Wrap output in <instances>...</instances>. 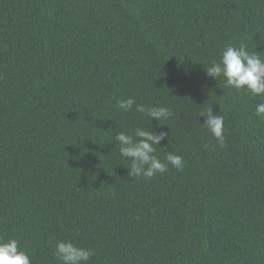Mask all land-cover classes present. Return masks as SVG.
<instances>
[{"label": "trees", "instance_id": "1", "mask_svg": "<svg viewBox=\"0 0 264 264\" xmlns=\"http://www.w3.org/2000/svg\"><path fill=\"white\" fill-rule=\"evenodd\" d=\"M228 44L264 58V0H0V237L33 264L69 239L88 264H264V96L206 74ZM137 127L183 169L130 177Z\"/></svg>", "mask_w": 264, "mask_h": 264}, {"label": "clouds", "instance_id": "2", "mask_svg": "<svg viewBox=\"0 0 264 264\" xmlns=\"http://www.w3.org/2000/svg\"><path fill=\"white\" fill-rule=\"evenodd\" d=\"M205 71L210 78H223L225 87L244 89L252 96H264V58L257 52L248 51L244 46L237 48L232 44L226 45L220 61H212ZM117 106L123 112L134 110L150 121L154 118L159 125H162L160 121H166L172 115L168 107L136 103L131 96L119 100ZM256 115L264 118V103L257 104ZM199 116L204 118L203 123L223 147L225 142L223 116L213 112L211 106L201 111ZM166 137L168 133L165 131L153 132L149 128L141 127L135 128L131 134L126 132L116 134L115 141L119 144L120 155L131 159L128 167L130 177L151 179L157 173L163 174L168 171L169 164L178 170L183 169L182 156L169 152L165 154L164 162L155 154L156 146ZM53 255L61 264H88L94 251L91 248L77 246L70 239L58 240ZM0 264H33V261L29 253L20 247L17 239L0 237Z\"/></svg>", "mask_w": 264, "mask_h": 264}]
</instances>
